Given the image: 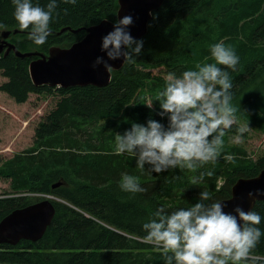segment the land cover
Here are the masks:
<instances>
[{
	"label": "trees",
	"instance_id": "trees-1",
	"mask_svg": "<svg viewBox=\"0 0 264 264\" xmlns=\"http://www.w3.org/2000/svg\"><path fill=\"white\" fill-rule=\"evenodd\" d=\"M32 3L46 9L49 0ZM116 10L117 0H57L46 44H35L30 28L9 38L20 51L47 53L52 46L71 45L85 33L58 34L62 27H88L105 18L115 21ZM14 11L12 0H0V29H20ZM135 40L143 41L141 53L111 70L110 82L102 87L34 86L28 73L30 58L13 51L0 56V92L15 104L25 103L31 94L57 96L34 128L32 145L0 164V179L11 187L0 194V220L46 196H52L54 217L37 241L0 244V264H165L162 249L143 239L147 233L142 225L158 208H189L205 190L211 196L205 203L228 198L239 177H252L264 168V153L253 159L244 147L230 143L239 122L264 133V0H165L152 13L146 34ZM221 41L239 57L235 71L217 65L231 77L232 103L239 111L223 137L217 161L196 171L177 168L161 173L149 172L145 165L142 173L135 156L116 154V134L133 122L154 119L167 126V116L158 115L157 101L167 75L179 77L198 70L197 64L215 63L210 49ZM227 155L235 161H226ZM125 173L138 177L146 191H123L119 184ZM200 173H205L202 182L192 184ZM252 210L262 217L258 227L264 233V201H257ZM253 254L264 257V234Z\"/></svg>",
	"mask_w": 264,
	"mask_h": 264
},
{
	"label": "clouds",
	"instance_id": "clouds-1",
	"mask_svg": "<svg viewBox=\"0 0 264 264\" xmlns=\"http://www.w3.org/2000/svg\"><path fill=\"white\" fill-rule=\"evenodd\" d=\"M64 2L75 4L76 0ZM12 3L20 29L30 28L29 38L37 45L46 44L51 35L49 25L57 0H49L46 9L34 6L32 0H12ZM132 23V17L125 15L114 24L112 31L102 37L101 50L109 60L123 57L124 62H131L141 53L143 41L133 39L127 30ZM210 50L215 63L197 64L198 70L184 71L179 77L174 73L167 75L164 89L157 95L161 109L158 115L167 116V126L149 119L146 124L133 122L123 134H116L115 153L135 156L142 173L146 171L145 165L150 166L147 171L156 173L177 168L196 171L206 163H215L221 156L223 137L236 122L239 108L232 103L229 73L217 65L235 71L239 57L223 41L212 45ZM101 64L111 70L103 57L96 58L93 68ZM248 130L247 125L239 127L235 141L240 142ZM224 159L235 161L233 155ZM204 175L200 173L191 183L202 182ZM119 186L133 194L146 191L138 177L126 173L122 174ZM248 195L252 197L254 193ZM210 200L211 196L205 190L200 193L199 201L189 208L171 212L164 207L158 208L142 225L147 233L144 242L162 249L165 264L264 262V257L253 254L264 234L258 227L262 217L254 210L246 212L239 206L233 209V215L224 211L226 205L221 201L205 203Z\"/></svg>",
	"mask_w": 264,
	"mask_h": 264
},
{
	"label": "water",
	"instance_id": "water-1",
	"mask_svg": "<svg viewBox=\"0 0 264 264\" xmlns=\"http://www.w3.org/2000/svg\"><path fill=\"white\" fill-rule=\"evenodd\" d=\"M165 0H117L115 21L102 19L88 27L72 29L62 27L58 34L65 31L76 32L83 30V37L67 47L52 46L47 53L31 50L20 51L9 42L11 35L25 32L20 29H0V53L4 47L5 55L12 50L15 56L31 58L28 63V73L34 86L74 87V86H106L111 79V70L120 69L124 58L109 60L101 50L102 37L113 30L114 24L123 16L130 15L133 23L128 27L133 39L142 38L148 27L152 13L157 11ZM123 51V49H122ZM35 57V58H34ZM97 57H103L111 66L108 71L103 64L93 68ZM57 182L52 185H59ZM254 195L249 197V193ZM264 168L252 177H239L231 186L230 196L220 200L226 207L225 212L235 215L233 209L237 206L244 211L253 209L257 201H264ZM52 196H46L26 206L13 209L0 220V244L16 245L21 240L37 241L50 225L55 207L51 202ZM58 200V199H57ZM242 223V222H241Z\"/></svg>",
	"mask_w": 264,
	"mask_h": 264
},
{
	"label": "rangeland",
	"instance_id": "rangeland-1",
	"mask_svg": "<svg viewBox=\"0 0 264 264\" xmlns=\"http://www.w3.org/2000/svg\"><path fill=\"white\" fill-rule=\"evenodd\" d=\"M153 71L157 73L159 69ZM3 80L0 76V81ZM56 98L53 94H31L25 103L15 104L9 96L0 92V164L32 145L34 128L53 107ZM239 125L247 124L239 122ZM230 143L244 147L253 159L264 153V133L251 126L240 142L231 137ZM10 191L9 181L0 179V194Z\"/></svg>",
	"mask_w": 264,
	"mask_h": 264
},
{
	"label": "flooded vegetation",
	"instance_id": "flooded-vegetation-1",
	"mask_svg": "<svg viewBox=\"0 0 264 264\" xmlns=\"http://www.w3.org/2000/svg\"><path fill=\"white\" fill-rule=\"evenodd\" d=\"M8 40H9V42H11L12 44L15 45V41H12V38H11V39L8 38ZM5 49H6V47H4L3 50L1 51L0 56H2V55L5 53ZM11 51H12V50H10L9 53H10ZM9 53H6L5 55H7V54H9ZM34 58H35V57H34ZM30 60H31V58H30ZM30 60H29V61H30Z\"/></svg>",
	"mask_w": 264,
	"mask_h": 264
},
{
	"label": "bare ground",
	"instance_id": "bare-ground-1",
	"mask_svg": "<svg viewBox=\"0 0 264 264\" xmlns=\"http://www.w3.org/2000/svg\"><path fill=\"white\" fill-rule=\"evenodd\" d=\"M31 51V50H30Z\"/></svg>",
	"mask_w": 264,
	"mask_h": 264
}]
</instances>
